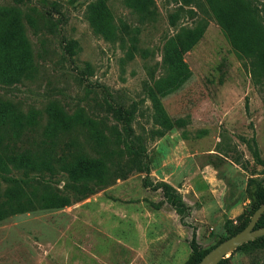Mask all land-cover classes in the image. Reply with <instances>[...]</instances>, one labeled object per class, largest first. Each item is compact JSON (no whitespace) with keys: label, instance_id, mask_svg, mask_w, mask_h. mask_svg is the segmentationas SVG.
<instances>
[{"label":"rangeland","instance_id":"374dc122","mask_svg":"<svg viewBox=\"0 0 264 264\" xmlns=\"http://www.w3.org/2000/svg\"><path fill=\"white\" fill-rule=\"evenodd\" d=\"M23 1L34 66L20 84L0 86V99L43 117L51 103L71 115L84 109L121 130L129 119L142 138L145 171L64 209L8 218L0 224V264H187L194 237L202 251L230 238L253 206L249 179L264 181V167L252 155L255 137L264 159V78L252 59L234 51L214 20L182 54L169 21L177 9L171 0H105L116 24L123 20L141 31L137 43L126 45L93 30L89 5L98 0ZM251 1L262 18L263 1ZM15 4L0 0V6ZM185 11L178 28H194L204 18L196 8ZM150 89L172 119L185 121L182 128L154 134L161 127ZM108 109L121 111L122 119ZM24 143L26 136L17 142ZM58 180L63 188L65 177ZM161 184L181 196L183 217ZM225 264H264V253L243 247Z\"/></svg>","mask_w":264,"mask_h":264},{"label":"trees","instance_id":"16d2710c","mask_svg":"<svg viewBox=\"0 0 264 264\" xmlns=\"http://www.w3.org/2000/svg\"><path fill=\"white\" fill-rule=\"evenodd\" d=\"M171 1L177 9L169 14V21L176 30L175 40L182 54L197 46L209 21L214 20L234 51L241 58L252 59L255 71L264 78V0L262 18H258L251 0ZM23 2L15 0V5L0 6V86L20 84L34 66L33 48L24 28V18L31 21V15L21 7ZM185 6L196 8L204 15L194 28H178ZM88 18L95 33L109 42L120 40L126 45L128 41L133 44L139 41L140 29H133L123 20L116 24L105 0L89 5ZM32 25L37 27L38 23ZM128 53L133 55V50ZM149 96L155 110L154 121L161 127L154 131L157 137L185 125L184 120H174L167 114L153 89L149 90ZM106 112L122 119L121 111ZM44 117L35 109L24 112L16 104L0 99V224L15 215L64 209L116 180L127 178L134 170L145 171L142 138L134 133L129 119L121 130L118 125L109 126L105 119L92 118L84 109L71 115L56 103L46 108ZM25 136V145L18 146L17 142ZM252 143L255 163L264 167L255 137ZM60 176L66 179L63 188L59 187ZM158 188L163 189L167 202L183 217L186 205L181 196L169 184ZM249 188H253L252 209L238 218L240 224L234 227L230 237L243 231L264 204V181L250 178ZM263 227L264 214L255 228ZM243 247L257 255L264 253V236L239 249ZM191 248L193 254L187 264H200L213 251H202L195 237ZM226 261L227 258L219 264Z\"/></svg>","mask_w":264,"mask_h":264},{"label":"water","instance_id":"95a60500","mask_svg":"<svg viewBox=\"0 0 264 264\" xmlns=\"http://www.w3.org/2000/svg\"><path fill=\"white\" fill-rule=\"evenodd\" d=\"M263 214L264 204L257 209L249 225L243 231L226 239L216 246L213 251H210L204 257L200 264H219L221 261L227 258L229 254L237 251L241 246L263 237L264 227L259 229L255 228Z\"/></svg>","mask_w":264,"mask_h":264}]
</instances>
